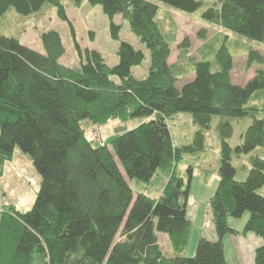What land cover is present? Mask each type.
I'll return each instance as SVG.
<instances>
[{"label":"trees","instance_id":"16d2710c","mask_svg":"<svg viewBox=\"0 0 264 264\" xmlns=\"http://www.w3.org/2000/svg\"><path fill=\"white\" fill-rule=\"evenodd\" d=\"M108 18L113 39L119 40L117 63L108 65L99 51L81 48L61 0H0V17L8 8L38 15L54 7L67 23L79 65L58 59L64 45L56 30H43V52L0 33V166L16 146L28 153L40 175L31 206L20 211L0 208V264H228L223 237L253 232L261 237L252 264H264V157H248L245 172L236 177L234 156L264 149V66L242 84L231 79L233 57L223 42L213 39L198 48L197 59L179 53L170 62L176 27L170 15L158 18L156 1L181 12H193L200 0H87ZM120 14L148 50L143 78L132 68L142 63L144 50L119 38ZM223 30L264 41V0H219L201 12ZM184 46L187 42H183ZM246 64H264V53L246 50ZM193 76L181 86L180 77ZM177 111L191 113L198 126L195 143L213 115L219 116L217 183L208 205L215 238L202 232L192 256L180 255L190 228L186 215L193 168L186 177L170 174L158 196L133 192L127 179L151 180L160 169L179 162L190 144L175 145L167 119ZM249 118L232 136V117ZM112 117L139 118L132 128L106 140L89 139L83 122L101 124ZM248 212L241 228L231 218ZM167 236L170 252L158 246Z\"/></svg>","mask_w":264,"mask_h":264},{"label":"rangeland","instance_id":"374dc122","mask_svg":"<svg viewBox=\"0 0 264 264\" xmlns=\"http://www.w3.org/2000/svg\"><path fill=\"white\" fill-rule=\"evenodd\" d=\"M156 1V0H154ZM219 0H200L201 5L193 12H181L164 2L156 1L160 6L157 11V17L161 18L164 13L170 15L172 24L176 27L175 42L171 45V53L168 57L169 61H175L179 53L197 59L198 48L201 44L213 39L215 46L223 42L231 51L233 57V66L231 70V79L237 84L244 83L252 75L255 69L263 67V65L252 63L251 66L246 64V50L248 47L258 49L264 53V41H256L248 39L241 34L223 30L218 24L205 20L201 16V12L207 6L216 5ZM66 9L69 20H71L76 40L81 48H89L99 51L104 61L108 65L117 63V48L119 40H115L110 35L108 29V18L102 13L99 5L91 6L87 0H61ZM41 13H30V15L18 14L13 9L8 8L6 13L0 17V33L15 36L19 42L32 47L33 49L43 52V45L40 41V35L43 30L54 29L59 32L61 41L64 45V54L58 61L63 65L76 67L79 65V56L74 49L70 32L66 21L60 20L56 14L54 7L44 8ZM114 22L119 24V38L131 43L134 47L144 50L145 57L142 63L132 68L133 74L137 78H143L149 65L148 50L144 47L128 28L127 22L120 17V14L114 15ZM187 42L184 46L183 42ZM193 76L192 73L180 77L176 80L179 87L187 82ZM233 125L232 136L227 140L230 145L239 142V132L249 124V118L246 116L240 118L232 117ZM141 119H120L112 117L101 124H92L83 122L85 134L87 138L97 139L100 142L106 140L114 133L132 128ZM170 125L171 136L175 145L190 144L193 150L184 152L179 162L175 163L168 169H160L158 173L148 182L138 179H127L130 182L133 192L143 191L153 197L159 195L163 184L167 181L170 174L175 173L186 177L187 166L193 168L191 182L189 186V195L187 197L186 215L191 225L188 231V238L180 255L192 256L195 250V243L202 232L208 239L215 238L214 226L211 220V211H209L208 198L212 195L214 187L217 183V165L219 160V134L217 124L219 116L213 115L210 121V128L203 135L201 146L195 143V132L198 126L192 122L191 113L177 111L174 115L167 119ZM13 157L5 160L0 166V208L13 205L20 211H26L35 199L38 191L40 175L31 163L28 153L22 152L18 146L14 148ZM259 154L264 157V149L256 147L245 155L239 157L234 156L233 165L237 166L238 171L236 177L241 178L248 165V157L250 155ZM241 165H245L241 167ZM248 167V166H247ZM264 194V186L259 188ZM248 212H245L239 218H231L234 224L241 226L245 222ZM229 234V233H227ZM158 246L163 252H170L171 247L168 246L167 236L163 233L157 234ZM226 253L230 264H235L234 243L231 239H226Z\"/></svg>","mask_w":264,"mask_h":264},{"label":"crops","instance_id":"0c3cea01","mask_svg":"<svg viewBox=\"0 0 264 264\" xmlns=\"http://www.w3.org/2000/svg\"><path fill=\"white\" fill-rule=\"evenodd\" d=\"M173 62V61H172ZM230 221V225L234 228H241L243 224L236 225L234 222ZM244 223V222H243ZM226 239H231L235 244V252H231L234 255L235 264H252L254 257V250L261 243V237L257 236L253 232L248 231L247 233H237V234H226L223 237L224 244V255L226 257L227 263L230 264L228 260V254L226 253Z\"/></svg>","mask_w":264,"mask_h":264}]
</instances>
